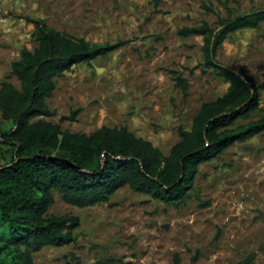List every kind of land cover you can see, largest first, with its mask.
<instances>
[{"label":"rangeland","instance_id":"rangeland-1","mask_svg":"<svg viewBox=\"0 0 264 264\" xmlns=\"http://www.w3.org/2000/svg\"><path fill=\"white\" fill-rule=\"evenodd\" d=\"M264 9V0H0V84L23 49L37 46L35 25L95 44L128 41L105 57L73 67L56 80L44 120L64 131L91 134L127 128L165 155L191 130L204 102L229 84L205 66L203 38L178 31L219 17ZM216 61L244 69L258 86L260 105L245 124L264 117V23L231 33ZM188 81L185 95L174 74ZM76 112L75 119L62 120ZM3 120L0 114V125ZM185 202L163 204L124 187L108 203L76 207L55 193L49 215L77 217L74 241L34 254V264H264V132L235 143L200 165Z\"/></svg>","mask_w":264,"mask_h":264},{"label":"trees","instance_id":"trees-1","mask_svg":"<svg viewBox=\"0 0 264 264\" xmlns=\"http://www.w3.org/2000/svg\"><path fill=\"white\" fill-rule=\"evenodd\" d=\"M27 20L35 25L37 46L23 49L11 64L10 78L19 86L9 80L0 84V264H34V254L43 248L74 241L79 219L49 215L55 193L69 205L89 207L110 202L117 191L128 187L163 204H182L201 164L264 132V117L238 124L260 105L254 80L244 69L235 72L212 61L231 33L259 28L264 9L235 18L219 17L217 29L202 22L178 31L184 38H203L205 66L214 69L229 87L223 96L201 105L191 130L179 128L180 140L168 155L127 128L104 126L91 134L74 133L44 120L56 115L47 100L58 78L128 41L95 44L52 29L43 19ZM172 74L176 87L186 95L188 81ZM75 115L74 111L62 120L73 121ZM252 262L250 257L238 264Z\"/></svg>","mask_w":264,"mask_h":264},{"label":"water","instance_id":"water-1","mask_svg":"<svg viewBox=\"0 0 264 264\" xmlns=\"http://www.w3.org/2000/svg\"><path fill=\"white\" fill-rule=\"evenodd\" d=\"M252 14H253V13H252ZM248 15H251V13L248 14ZM212 61H213L216 65L221 66L220 64H218V63L215 61V58H214L213 55H212ZM247 86H248L249 89H253V85H252V83L247 82Z\"/></svg>","mask_w":264,"mask_h":264}]
</instances>
